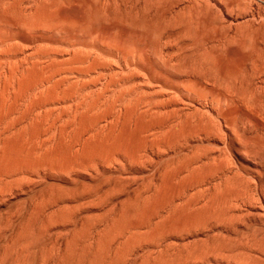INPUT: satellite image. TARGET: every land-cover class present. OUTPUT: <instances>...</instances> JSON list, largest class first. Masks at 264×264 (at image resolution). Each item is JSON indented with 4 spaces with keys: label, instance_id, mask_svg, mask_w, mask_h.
Wrapping results in <instances>:
<instances>
[{
    "label": "rangeland",
    "instance_id": "rangeland-1",
    "mask_svg": "<svg viewBox=\"0 0 264 264\" xmlns=\"http://www.w3.org/2000/svg\"><path fill=\"white\" fill-rule=\"evenodd\" d=\"M0 264H264V0H0Z\"/></svg>",
    "mask_w": 264,
    "mask_h": 264
},
{
    "label": "bare ground",
    "instance_id": "bare-ground-1",
    "mask_svg": "<svg viewBox=\"0 0 264 264\" xmlns=\"http://www.w3.org/2000/svg\"><path fill=\"white\" fill-rule=\"evenodd\" d=\"M144 263V262H143Z\"/></svg>",
    "mask_w": 264,
    "mask_h": 264
}]
</instances>
